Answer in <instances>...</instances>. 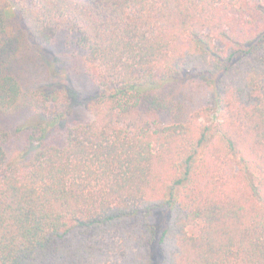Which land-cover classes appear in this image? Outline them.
I'll return each instance as SVG.
<instances>
[{
	"label": "trees",
	"instance_id": "obj_1",
	"mask_svg": "<svg viewBox=\"0 0 264 264\" xmlns=\"http://www.w3.org/2000/svg\"><path fill=\"white\" fill-rule=\"evenodd\" d=\"M0 264H264V0H0Z\"/></svg>",
	"mask_w": 264,
	"mask_h": 264
},
{
	"label": "rangeland",
	"instance_id": "obj_2",
	"mask_svg": "<svg viewBox=\"0 0 264 264\" xmlns=\"http://www.w3.org/2000/svg\"><path fill=\"white\" fill-rule=\"evenodd\" d=\"M7 14L9 18H11L14 15L13 10L11 8L8 9ZM55 53L61 56L64 55V52L62 50L56 49ZM61 56H57V63L60 64L57 65V68H52L53 72L59 75L62 81L64 80L63 83L68 82L71 85L72 82H74L78 86L77 88H79V91L75 90L76 96H73V100L76 101V103H74V111L72 115L69 116V122H83L85 121V119H87V114L84 110L85 105L83 103H85L86 100L91 96V94H93L94 90L90 86L87 87V85L89 84H87L85 78L81 74H79L76 69H74L75 66H73L72 64L74 63L75 59L72 58L68 53L65 55V57L62 56L63 58ZM67 72L69 74V77L66 75ZM76 76H78V79L75 78ZM25 112H23L24 115L21 118H11L10 125H15L19 122L22 123L29 115L28 111L26 113ZM63 127L64 125L62 126V128Z\"/></svg>",
	"mask_w": 264,
	"mask_h": 264
}]
</instances>
